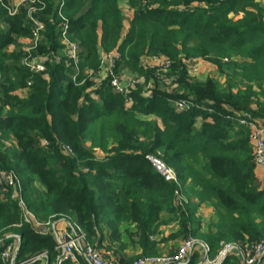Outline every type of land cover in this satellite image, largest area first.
<instances>
[{
  "label": "trees",
  "instance_id": "16d2710c",
  "mask_svg": "<svg viewBox=\"0 0 264 264\" xmlns=\"http://www.w3.org/2000/svg\"><path fill=\"white\" fill-rule=\"evenodd\" d=\"M122 6L131 11L124 34ZM56 11V0H47L41 51L58 59H49L45 73L36 75L19 66L17 47L6 49L28 35L24 16L9 18L0 10V169L19 179L27 210L39 222L63 217L76 223L97 250L108 244L106 238L119 241L122 225L133 226L140 257L154 252L150 239L161 213L174 215L184 236L207 244L209 257L223 244L264 240V190L254 172L249 130L237 121L247 112L264 122V101L255 90L264 84V4L64 0L81 70L95 71L99 53L113 50L119 54L115 72L144 73L140 61L150 54L170 60L169 75L179 92L155 89L150 99L133 92L130 107L106 80L72 81L56 42ZM232 56L242 62L219 64L223 83L192 80L181 64V57L219 63ZM234 78L238 85L229 84ZM172 100L197 106L178 113ZM146 156L174 170L188 200L183 208L173 204L175 184L165 182ZM199 204H210L216 219L198 234L192 226ZM15 234L20 238L16 262L43 252L49 262L55 258L53 237L24 223L17 201L8 195L0 201V251ZM200 256L195 250L187 264H198ZM238 260L228 255L221 264H242ZM0 264L6 263L0 259ZM79 264L87 263L81 258Z\"/></svg>",
  "mask_w": 264,
  "mask_h": 264
},
{
  "label": "built area",
  "instance_id": "2783aa9c",
  "mask_svg": "<svg viewBox=\"0 0 264 264\" xmlns=\"http://www.w3.org/2000/svg\"><path fill=\"white\" fill-rule=\"evenodd\" d=\"M47 0H0V10L5 16L12 18L20 14L24 16V24L27 25L29 33L17 39L18 50L20 51L19 66L27 69L31 73L43 74L46 63L51 58L57 61L55 54L47 55L40 53L39 47L46 42V25H45V5ZM64 0H56L58 18L56 27V42L61 47V55L65 65L71 71L72 81L82 77L80 83L85 79L91 80L95 85L107 81L109 87L123 98L125 106L132 105V92L137 85H142V79L135 77L130 79H121L115 76L114 67L119 54L116 50L111 52L99 53V66L95 71H81L80 47L77 41L71 38L69 21L62 12ZM7 51L15 49L13 44L6 47ZM144 64L147 68L153 69L155 76H163L171 62L161 60L159 57H144ZM143 58V59H144ZM143 64V65H144ZM145 67V66H144ZM199 68L197 62L187 61L188 75L195 73ZM154 86L150 82L140 89L141 97L150 99ZM176 112H186L196 105L192 101L174 100L172 102ZM203 108V107H202ZM238 124L249 130L252 142V163L254 166H264V122L260 123L259 119H253L251 114L243 112L239 114ZM146 159L165 182L175 184L176 188L173 193V204L177 208H183L187 204L186 198L181 194L180 183L173 169L166 166L165 163L153 156H146ZM0 186L11 189V197L17 201L21 210V220L28 224L34 231L40 234H50L55 242L56 255L53 261L49 262L45 252L37 255L33 259L24 262H16V250L19 243V235H13L14 240L0 251V259L8 264H62L64 261L77 263L78 257L83 258L87 264H116L113 260H105L97 249H95L84 237L81 229L62 218L50 219L45 222H39L34 215L29 212L21 198V187L17 176L12 172L0 170ZM64 224L58 227L57 224ZM18 224L17 226H19ZM41 229V230H40ZM202 250V256L198 264H221L230 252H233L240 259L242 264H264V241L259 240L250 242L247 246L239 247L236 244H223L217 252V255L209 259L207 244H197L196 240L186 239L178 247L177 251L167 257L157 258L155 260L143 259L139 264H187L197 249Z\"/></svg>",
  "mask_w": 264,
  "mask_h": 264
},
{
  "label": "rangeland",
  "instance_id": "374dc122",
  "mask_svg": "<svg viewBox=\"0 0 264 264\" xmlns=\"http://www.w3.org/2000/svg\"><path fill=\"white\" fill-rule=\"evenodd\" d=\"M256 1L261 5L264 4V0H256ZM46 5H47V2H46ZM46 5H45V8H46ZM122 9H123L122 16L124 17L125 20H127L126 17L128 14V10L124 9L123 7H122ZM21 37L22 36L16 37V40L21 38ZM16 44H17V41H16ZM14 47H18V45L17 46L14 45ZM41 47H42V45L39 47L38 51L40 53H43L41 51ZM45 50H46V47H45ZM43 54H46V53H43ZM48 55H50V54H48ZM147 56L149 59H151L152 57H159L161 60H164V59L169 60L165 55H162V54L161 55H151L150 54ZM182 58L183 57H181V64H183L185 70H187V61H191L192 63L197 62V64L199 65V68L195 73L190 74V75L187 74L188 78H191L192 80H198V81L205 80L206 78H212V79L216 80L217 82H222V83L225 80V78H223L224 75L220 72L219 64H220V66H222L224 64H227L229 61H235L238 63L242 62L241 60L236 59L233 56L230 57V59H228V60L224 58L219 63L209 61L205 57H194V58H190V59H185V57H184V61H182ZM146 65H147V63H145L143 65V67L141 66V69H142V71H144V73H137V72L133 73L128 69H119L116 72L114 71V73H115V76L120 77L121 79L134 78L133 75H135V77H137V78H141L142 79V85L141 84L137 85L136 88H134L135 91H138V90L140 91V89L142 87L147 85V82L154 81V82H156V85H155L156 87L154 86L153 90L158 88L161 92L169 93V94L179 92L178 89H173L171 91H168L167 85L161 83L163 80H165V82L167 81L169 83L170 82L169 78L170 79L174 78L173 76L169 75L172 64H170L167 71L164 72V75L161 77H160V75L155 76V72L153 71V69L147 68ZM184 68H183V70H184ZM45 70H46V68H45ZM81 71H83V70H81ZM85 71H87V70H85ZM44 73H45V71H44ZM147 73H149V74H147ZM31 74H36V73H31ZM224 74L230 75V72L224 71ZM36 75H38V74H36ZM80 81H79V84H81ZM233 82L237 83V85H238L239 84L238 78L231 79L229 84L231 85ZM232 86H234V85H232ZM255 90L258 93L260 100L264 101V84L260 89H255ZM135 91H133V92H135ZM112 92L115 93L113 90H112ZM132 99H133V97H132ZM173 101L174 100H172L171 102H173ZM260 123H262V120H260ZM65 149H67V148H65ZM153 157H155V156H153ZM155 158H158V157H155ZM158 159L161 160L160 158H158ZM166 166H168V165H166ZM0 170H2V169H0ZM3 171L12 172L10 170L9 171L3 170ZM12 173H14V172H12ZM8 195L10 196L11 199H13L11 197V189L9 187L0 186V201L6 200ZM186 200H187V198H186ZM64 219H66V218H64ZM215 219H216V216H215L213 208L210 204H199L196 211H195V220L193 222L192 228L195 231H197L198 234L203 233L207 230L208 225L211 224L212 222H214ZM69 222L73 223L74 225H77L76 223H74L72 221H69ZM77 226L81 229V227L79 225H77ZM124 230H126V231H124ZM133 233H134L133 226L122 225L121 235H120L119 241H110L108 238H106V241L108 242V244H104L101 248L104 251L99 249L103 258L105 260H113L116 264H139V262L145 258L155 260L157 258L167 257V256L174 254L177 251L178 247L182 244V242L188 238L196 240L198 245L203 243L199 239V237H197V236H192V235L184 236L182 233V229H181V225H180L179 220H177L174 217V215L167 214V213L159 214L157 221H155V223L153 224V235L151 236L150 240H152L155 243V247L153 248L154 252L152 254L140 257L141 250L138 247V245L135 243L136 238H135V236H133ZM247 245H248V243L244 244L243 246H239V247H244ZM196 250H198L200 255L202 256L201 248L197 246ZM233 254H234L233 252L229 253V255H233ZM193 255H194V253H193ZM216 255H214L213 257L208 256V258L212 259ZM138 257H139V259H138ZM80 259H81V257H78L76 264H79ZM2 261L4 263L8 264L4 260H2ZM238 261L240 262L241 259L239 258Z\"/></svg>",
  "mask_w": 264,
  "mask_h": 264
},
{
  "label": "crops",
  "instance_id": "0c3cea01",
  "mask_svg": "<svg viewBox=\"0 0 264 264\" xmlns=\"http://www.w3.org/2000/svg\"><path fill=\"white\" fill-rule=\"evenodd\" d=\"M124 9H127L128 10V14H127V19L128 18H130V16H131V11L127 8V7H124V6H122ZM122 7H121V14H122V12H123V9H122ZM126 20L124 21V23H125V25H124V32H123V34L127 31V25H126ZM144 61H145V58L144 59H142L141 61H140V65L143 67V64H144ZM169 80H170V82L168 83L167 81L165 82V80H163L161 83L162 84H165V85H167V90L168 91H171V90H173V89H177L176 87H175V85H174V82H173V79H170L169 78ZM201 81H203V80H201ZM151 84L153 85V86H155L156 85V82H154V81H151ZM156 87V86H155ZM156 89H158V88H156ZM159 90V89H158ZM133 91H135V90H133ZM135 92H137V91H135ZM134 92V93H135ZM167 92V91H166ZM137 93H139L140 94V91L138 90V92ZM132 94H133V92H132ZM254 172H255V175H256V177H257V181H258V184H259V186L261 187V189H263L264 190V166H255L254 167ZM63 225H65V223L64 224H57V226L58 227H61V226H63Z\"/></svg>",
  "mask_w": 264,
  "mask_h": 264
}]
</instances>
